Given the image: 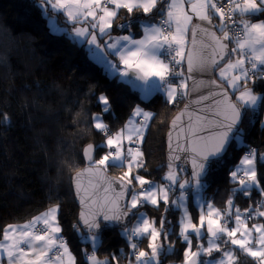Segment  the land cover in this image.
Here are the masks:
<instances>
[{
    "label": "snow or ice",
    "instance_id": "1",
    "mask_svg": "<svg viewBox=\"0 0 264 264\" xmlns=\"http://www.w3.org/2000/svg\"><path fill=\"white\" fill-rule=\"evenodd\" d=\"M42 3L50 5L54 12H63L73 24L90 25L92 31L88 26H78L73 31L77 37L87 39L89 45H95L96 49L102 47L97 33L100 38L108 36L104 46L107 54L118 58L123 65L119 75L140 81L146 96L161 92L166 96V102L171 104L178 95H187L186 91L180 92L187 89L186 82L181 80L176 84L173 80L184 75L175 67L182 64L185 57L189 73L218 69L219 74V81L211 80L209 83L220 91H212L208 96L199 98V101L214 98L212 103L215 107L210 111L217 119L208 121V117L196 115V119L192 120L190 116L187 131L183 127L179 130L176 147L172 146V132H169L168 171L163 177L167 183L154 184L139 174L138 170L145 167V154L139 146H131L143 143L144 130L153 118L151 112L137 107L133 116L142 117L139 123L129 120L115 133H109L108 125L100 116L92 117V126L106 136L104 146L107 151L99 159H94L93 145L88 144L83 150L88 163L72 177L81 205L78 223L87 229L93 247L91 254L84 253L86 264H120V257L115 255L111 257V262L108 258H97L96 248L100 238L96 230L101 227L99 218L110 224L122 223L130 215H136L137 221L130 229L125 226L120 235L132 250L130 255H134L135 264H158L162 245L157 241L162 235L165 240L168 239V234L161 231L165 220L161 218L158 229L154 220L142 213L137 215L134 210L145 204L158 208L161 201L166 210L169 205L183 209L179 236L188 245L183 253V264H238V257L231 250L223 251L222 258L218 260L212 259L213 252H221L217 242L223 237L228 238L225 244L230 242L242 254L252 258L254 264H264V224L253 223L249 228L246 221L251 218V213L242 217L237 208L235 226H230L233 216L231 198L227 201V209L221 211L199 196L197 225L192 222L184 204L186 191L191 189L199 194L204 187L201 177L209 166L222 159L233 141L242 142L243 129L240 125L244 118L248 117L251 124V117L259 108H264V93L255 91L257 83L264 81V19L259 18L264 15V0H42ZM160 5L163 7H158ZM120 10L126 11L129 19L116 27L127 34L113 37L110 31ZM154 11L159 16L156 22L136 15L142 12L144 17H149ZM215 17L219 18L218 24L213 23ZM194 20L198 22L194 23ZM135 27L142 31L140 38H136ZM213 28H218L221 35H217ZM189 32L193 44L197 35L201 36L198 49L186 48ZM230 44L233 45L231 48ZM208 49H211L210 53ZM111 67L115 69L117 65L112 64ZM229 89L232 90L231 95ZM98 99L104 105L103 112H109V99L104 95ZM187 108L185 105V110ZM183 114L181 112L172 121L173 128L177 127V121ZM205 121L212 124V129L207 135H201L205 131L202 127ZM261 124L264 125V121ZM179 153L185 155L182 157ZM180 160L191 164V176L187 179L179 177L175 161ZM258 163L264 164V153L249 148L230 173L231 179L240 186L236 191L248 196L253 189H258L264 196V187L258 179ZM110 167L123 168L124 171L118 177L110 178L105 175ZM179 171L185 169L180 168ZM86 175L87 186L82 183ZM177 185L179 196L170 200V193ZM128 193L130 198L125 201ZM259 209L260 205L256 214L264 217V211ZM58 210L57 204L25 224H9L3 229L0 254L7 257V264H77L76 257L60 236L62 229L58 222ZM245 212L248 210L245 209ZM205 225L209 238L207 247L197 245L198 250L193 251L190 234L201 238ZM73 228L79 231L76 224ZM144 237L147 238L150 254L143 249L138 250L137 242ZM201 254L208 256L209 260L201 261ZM128 264H133V261L129 260Z\"/></svg>",
    "mask_w": 264,
    "mask_h": 264
},
{
    "label": "trees",
    "instance_id": "2",
    "mask_svg": "<svg viewBox=\"0 0 264 264\" xmlns=\"http://www.w3.org/2000/svg\"><path fill=\"white\" fill-rule=\"evenodd\" d=\"M136 15L153 22L159 19L155 11L149 17H144L142 12ZM259 18L264 19V15ZM128 19L126 11L120 10L110 35L126 34L116 25ZM213 22L218 24L216 18ZM73 27L61 12H54L42 0H0V240L7 225L26 223L58 204L60 236L77 264H86L84 253L90 251V245L84 241L87 235L73 228V224L77 225L78 209L71 178L84 166L83 150L88 144L95 148V159L107 151L106 136L92 126V117L100 115L109 133H115L124 127L136 107L153 113L140 145L145 154V167L138 171L153 183H165V134L169 121L183 106L185 95L181 94L171 104L161 95L143 100L136 88L117 76L108 75L103 65L90 58L86 43L73 39ZM133 31L136 38L140 37L142 31L138 27ZM178 68L184 73L180 77L185 81L183 63ZM215 77L219 81L217 73ZM255 91L264 93V81L257 83ZM101 95L109 99L107 113L99 102ZM263 111L264 108L257 110L251 124L248 117L244 118L240 126L242 142L233 141L225 156L211 164L202 182V193L208 201L225 211L231 198L232 209H240L244 217L251 213L250 224H264V217L256 214L258 205L264 211V196L258 189H253L248 196L236 191L240 186L231 179L230 173L249 148L264 153ZM123 171V168L110 167L107 173L118 177ZM177 171L181 180L188 178ZM257 172L264 187V164H257ZM174 188L176 191L170 193V200L179 191L178 185ZM189 209L196 219V208L191 201ZM134 211L137 215L145 211L158 229L161 218L165 220L161 231L168 234V239L162 235L159 240L162 248L158 264L181 263L186 243L179 236V211L172 205L166 210L163 202L158 208L145 204ZM122 231L106 230L99 235L96 248L99 259L108 258L111 262L115 255L124 264L134 258L120 235ZM137 243L138 249L148 251L147 238ZM239 260L240 264H254L252 259L243 256Z\"/></svg>",
    "mask_w": 264,
    "mask_h": 264
},
{
    "label": "water",
    "instance_id": "3",
    "mask_svg": "<svg viewBox=\"0 0 264 264\" xmlns=\"http://www.w3.org/2000/svg\"><path fill=\"white\" fill-rule=\"evenodd\" d=\"M213 30L217 32V35H220L217 28H213ZM200 40H201V36L198 34L197 38H196V43L193 44V38H192V34L190 32V37H189V41L187 43L186 48L187 49H198L201 46ZM229 48H231L230 45H229ZM207 51L210 53L211 49H208ZM226 62L227 61H224L223 63H226ZM223 63H221V65H220L221 67L223 66ZM183 66L185 69V81L187 84V89H186L187 95H185V102H184L183 106L176 112V114L171 118V120L168 123V128H167V131L165 134V140H164V142H165V164L164 165H165L166 171H168L167 165H168V160H169V132H172V146L176 147L177 136L179 134V130L181 127H183V128H185V131H187V125L189 123V117L190 116H191L192 120L196 119V115L206 116V117H208V121H213V120L217 119V117L213 116L212 111H210V109L215 107L212 103V100L214 98L209 97V99L205 100V101H199V98L201 96H208L209 93L212 91H216V92L220 91L219 89L215 88V86H213L209 83L211 80H217L215 75L218 72V69H215L211 72L194 70L193 72L189 73L188 72L187 57H185V59L183 61ZM189 77H191V78H189ZM126 80L134 88L138 87L139 84L141 83L140 81H132V80H129L128 78H126ZM229 93H230V91H229ZM230 95H231V93H230ZM215 99H219V97H215ZM185 105L188 106L187 110H185ZM181 112H183L184 114H183L182 118L177 121V127L173 128L172 127V121L178 115H180ZM202 127L205 128V131L201 132L200 134L201 135H207V132L212 129V124L205 121V123L202 125ZM181 142H183V141H181ZM230 145L228 146L227 151H228ZM179 154L182 157L185 155L184 153H179ZM225 154L223 155V157L225 156ZM83 158H84V151H83ZM93 158L95 159V148H94V146H93ZM87 163H88L87 160L84 158V166L81 169H79L78 171L82 170L87 165ZM175 164H176L177 170H179L180 168H184L185 171H183L182 173L184 175H187L188 178L191 176V170L192 169H191L190 163H185L183 160H180V161H175ZM210 166L207 169L206 174L201 177L202 182L206 179V177L209 173V170H210ZM77 172H75L73 174V176H75ZM105 175H107L110 178H114V176L110 175L109 173H105ZM82 183L85 186H87V183H88V176L87 175L83 179ZM71 186H72V191H73V195H74L75 205L78 209L77 225H78L79 229L81 230V232L84 235L88 236L89 234H88L87 229L82 224L78 223L81 205H80L79 199L76 196L75 184H74L72 178H71ZM116 187L118 190V185ZM129 198H130V193L125 195V201H127V199H129ZM134 217H135V215H130V217L125 218L124 222H122V223L111 222V224L109 222L103 221L102 218H99L100 223H101V227L99 229H97L96 231H97L98 235H101V233L103 231H106V230H114V229L123 230V228L125 226L129 227V225L131 224Z\"/></svg>",
    "mask_w": 264,
    "mask_h": 264
},
{
    "label": "crops",
    "instance_id": "4",
    "mask_svg": "<svg viewBox=\"0 0 264 264\" xmlns=\"http://www.w3.org/2000/svg\"><path fill=\"white\" fill-rule=\"evenodd\" d=\"M50 6V5H49ZM62 14H63V12H61ZM64 15V14H63ZM64 17H65V19L67 20V22H68V24H70V25H74V27H73V29L75 28V27H84V26H88L89 27V31H92V29L90 28V25H84V24H80V25H76V24H73V23H71V22H69L68 21V19H67V17L64 15ZM195 22H197V21H195L194 20V23ZM253 22H256V20H253ZM73 29H72V31H73ZM127 34V33H126ZM97 35H98V42L101 44V46H104V41L105 40H108V36H104L103 38H100L99 37V34L97 33ZM119 35H124V34H119ZM141 35H142V33H141ZM140 35V36H141ZM115 36H117V35H113V37H115ZM72 37H73V39L75 40V41H77V42H83V43H86V45H87V47L90 49V52H95V54H96V59H97V61H98V63H100L101 65H103V64H110L111 65V61H118V67L119 68H123V65H121L120 64V62H119V60H118V58H116V59H113V57L114 56H111V55H108L107 54V51H106V49H104V50H102V49H96L95 48V45H89L88 43H87V39H85V38H83V37H77L76 35H75V33H74V31L72 32ZM189 37H190V32L187 34V37H186V47H187V43H188V41H189ZM138 38H140V37H138ZM233 46V45H232ZM102 48V47H101ZM183 63V62H182ZM178 67H179V65H178ZM118 76V75H117ZM217 77H218V79H219V74H218V72H217ZM173 80H174V82L176 83V84H179L180 83V81L181 80H183V79H181V77H174L173 78ZM123 81H125V82H127L128 83V81L126 80V77H125V79L123 80ZM184 81V80H183ZM186 82V81H185ZM143 85L140 83L139 84V86L138 87H136V89L139 91V94H140V97L143 99V100H147V99H149L150 97H152V96H154V95H161L165 100L167 99L166 98V96L163 94V93H161V92H153L151 95H149V96H146L145 95V93L142 91V89H143ZM183 90L184 89H181L180 90V92L182 93L183 92ZM230 90V89H229ZM230 92L232 93V90H230ZM181 95V94H180ZM180 95H178L177 97H176V99L174 100V102L176 101V100H178V98L180 97ZM139 107V106H138ZM137 108V107H136ZM135 108V109H136ZM141 108V107H140ZM134 109V110H135ZM142 109V108H141ZM144 111H147V110H145V109H143ZM259 110V109H258ZM134 112V111H133ZM148 112H150V111H148ZM153 114V113H152ZM142 119V117H134L133 116V114H132V116L129 118V120H132L133 121V123H139V121ZM153 119V118H152ZM152 119L148 122L149 123V125H150V122L152 121ZM263 119H264V111H263ZM128 120V121H129ZM128 121H127V123H128ZM126 123V124H127ZM149 127V126H148ZM148 127L144 130V134L146 135V132H147V130H148ZM140 145H141V143L139 144V145H131V146H139L140 147ZM126 146H127V142H126ZM180 177V176H179ZM167 183V182H166ZM179 196V191H178V193L176 194V196L173 198V199H175V198H177ZM185 196H186V199H185V201H184V204H185V206L188 208V211H189V214H190V216H191V218H192V222L193 223H196L197 225H199V212H200V209H199V207H198V205H197V201H198V198H199V196H202L203 197V199L205 200V201H207V202H210V201H208L205 197H204V195H203V193H202V189L200 190V192H199V194H196V193H194L191 189H189L188 191H186V193H185ZM190 201L192 202V204L194 205V207L196 208V219L194 218V216L192 215V213H191V211H190V209H189V203H190ZM162 202V201H161ZM152 206V205H151ZM215 206V205H214ZM216 207V206H215ZM178 211H179V213H180V217H179V223H180V221H181V219H182V216H183V209H177ZM235 210L236 209H231V211H232V213H233V216L231 217V224H230V226H235V217H234V213H235ZM205 211H206V206H205ZM144 214V215H146L147 216V214H146V212L145 211H141L140 213H138V215L139 214ZM41 215V214H40ZM39 216V215H38ZM148 217V216H147ZM242 217H244V215L242 214ZM135 218V217H134ZM148 219H150L149 217H148ZM32 220V219H31ZM30 220V221H31ZM29 222V221H28ZM247 222V224H248V227L249 228H251V225L252 224H250L249 222H248V220L246 221ZM27 223V222H26ZM23 224H25V223H23ZM255 224H262V223H255ZM20 225H22V224H20ZM132 227V225L130 226V228ZM129 228V229H130ZM254 235H255V233H254ZM144 238H146V237H144ZM190 238L193 240V247H192V250L193 251H196V250H198L197 249V245H203L204 247H207V243H208V236H207V226L205 225V227L201 230V238H199V239H197L196 237H195V234L193 233V234H190ZM237 238H239V234H238V236H237ZM2 239H3V237H2ZM1 239V240H2ZM228 238L227 237H223L220 241H218L217 243H219L220 244V246H221V253L219 254V255H215V253L216 252H213V254H212V259H214V260H218V259H220V258H222V254H223V251H229V250H231V251H233L234 252V254L238 257V264H240V260H239V258L241 257V256H243V257H246V258H248L249 260L250 259H252V258H250V257H247L246 255H244V254H238L237 253V251H239L240 252V250L238 249V248H236L235 246H233V245H231V243L229 242L228 244H225L224 243V241L225 240H227ZM84 241L85 242H87V243H89V245H90V251L88 252L89 254H91V252L93 251V247H92V242H91V240L89 239V236H87L85 239H84ZM182 241H183V239H182ZM99 242H100V240H99ZM99 242H98V245H99ZM184 243H186L185 241H183ZM157 243L158 244H160L159 243V240L157 241ZM98 245H97V247H98ZM188 247V245H187V243H186V248ZM129 248V247H128ZM130 249V248H129ZM139 250V249H138ZM147 252H149V254H150V250L148 249V251ZM241 253V252H240ZM98 258V257H97ZM99 259V258H98ZM201 261H204V260H209V257L208 256H206V255H204V254H201V256H200V258H199ZM129 260H132L133 261V264H135V258H133V259H127V261H126V263H124V264H128V262H129ZM183 261H184V258H183ZM183 261L181 262V263H179V264H183ZM0 264H7V257L6 256H4V255H2V254H0ZM170 264H176V263H170ZM243 264H247V262H243Z\"/></svg>",
    "mask_w": 264,
    "mask_h": 264
},
{
    "label": "rangeland",
    "instance_id": "5",
    "mask_svg": "<svg viewBox=\"0 0 264 264\" xmlns=\"http://www.w3.org/2000/svg\"><path fill=\"white\" fill-rule=\"evenodd\" d=\"M56 28L55 27H53L52 26V30H54V31H56L55 30ZM218 29V28H217ZM218 31H219V29H218ZM102 50H104L105 49V46H102V48H101ZM96 54H95V52H90V58L93 60V61H96L97 63H98V61H97V59H96ZM112 64H115V65H117V67L115 68V69H113L112 67H111V65ZM111 65L110 64H103V66H104V68H105V70L107 71V73H108V75H110V76H117L118 77V79H120V80H124L125 79V77H121L120 75H119V71L120 70H122L123 68H119L118 67V61H111ZM176 71H178V72H180L179 71V68L177 67V70ZM102 106L104 107V105L102 104ZM98 115V114H97ZM98 116H100V115H98ZM101 117V116H100ZM165 181V180H164ZM167 181H165V183H166ZM154 184H162V183H154ZM146 216V215H145ZM147 217V216H146ZM148 218V217H147ZM248 221L250 220V219H247ZM136 221H137V217L135 218V220H134V222L132 223V226L136 223ZM130 228V227H129ZM139 248V247H138Z\"/></svg>",
    "mask_w": 264,
    "mask_h": 264
},
{
    "label": "built area",
    "instance_id": "6",
    "mask_svg": "<svg viewBox=\"0 0 264 264\" xmlns=\"http://www.w3.org/2000/svg\"><path fill=\"white\" fill-rule=\"evenodd\" d=\"M222 2H226V0H222ZM215 18H216L217 22L219 23V18H218V17H215ZM220 35H221V34H220ZM177 67H178V65H176L175 70H177ZM175 191H176V189L173 188L171 193H173V192H175ZM138 246H139V245H138ZM132 256L134 257V255H132ZM134 258H135V257H134Z\"/></svg>",
    "mask_w": 264,
    "mask_h": 264
}]
</instances>
